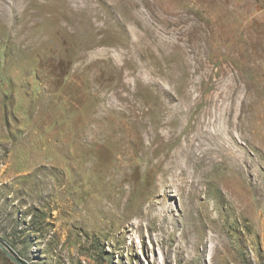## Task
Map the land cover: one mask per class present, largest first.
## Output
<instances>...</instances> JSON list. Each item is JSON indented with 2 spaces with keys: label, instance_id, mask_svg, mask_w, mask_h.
Segmentation results:
<instances>
[{
  "label": "rangeland",
  "instance_id": "obj_1",
  "mask_svg": "<svg viewBox=\"0 0 264 264\" xmlns=\"http://www.w3.org/2000/svg\"><path fill=\"white\" fill-rule=\"evenodd\" d=\"M0 242L264 264V0H0Z\"/></svg>",
  "mask_w": 264,
  "mask_h": 264
},
{
  "label": "water",
  "instance_id": "obj_2",
  "mask_svg": "<svg viewBox=\"0 0 264 264\" xmlns=\"http://www.w3.org/2000/svg\"><path fill=\"white\" fill-rule=\"evenodd\" d=\"M0 250L14 264H24L20 259L16 258L15 255L12 252H10L1 242H0Z\"/></svg>",
  "mask_w": 264,
  "mask_h": 264
}]
</instances>
